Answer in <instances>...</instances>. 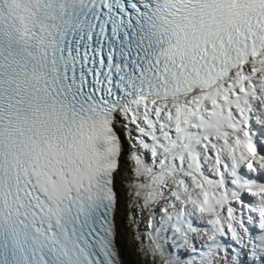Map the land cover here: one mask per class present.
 <instances>
[{
    "label": "snow or ice",
    "instance_id": "6c2138e0",
    "mask_svg": "<svg viewBox=\"0 0 264 264\" xmlns=\"http://www.w3.org/2000/svg\"><path fill=\"white\" fill-rule=\"evenodd\" d=\"M0 264H264V0H0Z\"/></svg>",
    "mask_w": 264,
    "mask_h": 264
}]
</instances>
